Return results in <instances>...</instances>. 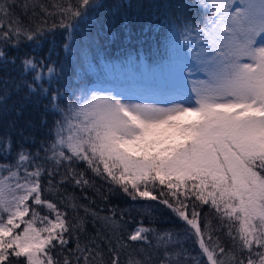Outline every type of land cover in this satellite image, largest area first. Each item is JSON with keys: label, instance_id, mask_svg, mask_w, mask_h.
I'll use <instances>...</instances> for the list:
<instances>
[{"label": "snow or ice", "instance_id": "6c2138e0", "mask_svg": "<svg viewBox=\"0 0 264 264\" xmlns=\"http://www.w3.org/2000/svg\"><path fill=\"white\" fill-rule=\"evenodd\" d=\"M97 6L98 0H68L66 6H56L63 17L60 26L87 41ZM13 7L9 0H0L4 39L19 37L22 31ZM177 7L207 14L203 27L195 28L200 44L194 56L206 79L193 82L194 101L160 107L93 91L61 110L63 119L45 150V162L51 160L55 170L65 162L70 167L83 161L133 200H156L149 188L160 186V194L179 205L173 210L191 226L206 264H264V0H193ZM4 55L0 51V57ZM22 63V71L32 78L25 85L29 92L48 94L43 83L45 76L53 78L55 67L35 58ZM3 83L6 91L7 82ZM61 96L59 89L51 93L53 108L59 107ZM17 157L16 164L0 166V264H105L103 249L95 241L81 247L77 238L75 249L66 247L72 229L67 213L43 198L44 165L24 150ZM48 183L51 191L52 182ZM76 183L87 181L81 175ZM191 197L215 210L232 241L230 247L221 244L219 236L212 239L210 225L202 229L194 208L189 218L183 209L184 200ZM162 203L173 207L168 199ZM43 208L48 214L41 215ZM111 226L120 225L113 220ZM152 232L141 224L127 240L143 242L157 255L129 256L127 264H188L185 250L170 248L171 233L157 234L153 245ZM108 244L107 264H121L120 250L130 245L118 241L113 247L111 240ZM57 248L60 252L54 256ZM63 252L68 254L61 256ZM191 260L204 264L196 257Z\"/></svg>", "mask_w": 264, "mask_h": 264}, {"label": "trees", "instance_id": "16d2710c", "mask_svg": "<svg viewBox=\"0 0 264 264\" xmlns=\"http://www.w3.org/2000/svg\"><path fill=\"white\" fill-rule=\"evenodd\" d=\"M71 2L75 4L76 0ZM192 2L98 0V6L91 13L90 39L82 41L75 30L60 26L63 17L56 6H66L68 0H9L14 3V18L22 31L19 37H0V51L5 53L0 57V166L16 164L20 150L31 153L36 158L35 163L43 164L45 171L40 177L43 198L67 213L72 229L66 247L75 249L77 238L81 247L95 241L103 249L105 264L109 259V240L113 247L118 241L121 245H130L120 250L121 264H127L129 256L136 259L150 253L157 255L151 246L127 240L141 224L153 229L149 234L153 245L157 234L171 233L173 251L185 250L188 264H195L192 257L206 264L191 226L173 210L179 205L171 197L161 195L160 186L149 188L157 196L156 200L139 196L133 200L120 185L106 178V174H97L83 161H76L70 167L65 162L55 170L51 160L45 162V150L55 139L57 122L63 119L61 110L67 111L69 104L77 102L78 98L90 96L93 91L117 96V91L126 93L135 83L163 94L176 88L169 83L171 69L164 71L165 67L181 57L192 62L200 44L195 28L203 27L207 15L203 9L177 7ZM71 22L65 19V23ZM24 32L31 33L33 38L28 39ZM29 58L55 67L53 78L49 80L45 76L43 83V87L49 89L48 94L30 93L25 86L32 78L30 73L22 71V62ZM56 89L62 96L56 101L59 107L53 108L50 98ZM81 175L87 183H76ZM49 181L53 186L51 191ZM164 199L173 207L162 203ZM184 203L187 208L183 210L189 218L194 208L202 229L210 225L214 241L219 236L221 244L231 246L227 231L221 228L218 215L210 205H203L194 197ZM46 214L48 210L43 208L41 215ZM113 220L119 223L118 228L111 226ZM35 226L41 227V224L37 222ZM23 227L21 224V229ZM205 234L207 236V230ZM65 237L68 238V234ZM57 252L59 248L53 255ZM67 254L63 252L61 256Z\"/></svg>", "mask_w": 264, "mask_h": 264}, {"label": "rangeland", "instance_id": "374dc122", "mask_svg": "<svg viewBox=\"0 0 264 264\" xmlns=\"http://www.w3.org/2000/svg\"><path fill=\"white\" fill-rule=\"evenodd\" d=\"M193 54V51H192ZM186 58H180L175 64L169 62V67H165L164 71L170 68V82L178 89L176 92L163 94L161 91L148 90L141 83H135L130 91L123 93L125 97L117 91L118 98H123L126 102L132 103H153L160 107H170L173 103H184L188 106L191 101H194L195 94L192 91L191 85L194 81L206 79L205 74L199 70L198 62L193 54L191 64L185 61Z\"/></svg>", "mask_w": 264, "mask_h": 264}]
</instances>
